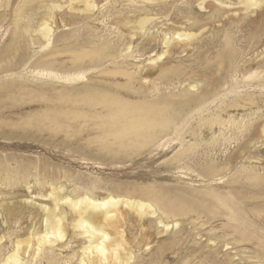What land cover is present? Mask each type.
Wrapping results in <instances>:
<instances>
[{
    "label": "rangeland",
    "instance_id": "obj_1",
    "mask_svg": "<svg viewBox=\"0 0 264 264\" xmlns=\"http://www.w3.org/2000/svg\"><path fill=\"white\" fill-rule=\"evenodd\" d=\"M86 1L0 0V264L18 242L24 264H81L89 240L73 228L78 215L64 202L65 227L44 243L41 206H55L53 190L150 202L155 211L144 217L120 205L110 228L123 231L129 264H264V4ZM147 14L158 18L141 33L136 26ZM163 31L180 35L154 63L166 49ZM130 40L134 56L125 58ZM229 69H236L233 97L251 96L252 107L220 112L229 101L218 99L198 111L194 102ZM78 72L86 75L63 77ZM88 91L133 106L162 98L179 113L184 107L185 117L146 144L144 124L138 134L104 105H87ZM217 113L222 123L213 127L202 119ZM218 199L235 204V219Z\"/></svg>",
    "mask_w": 264,
    "mask_h": 264
},
{
    "label": "bare ground",
    "instance_id": "obj_2",
    "mask_svg": "<svg viewBox=\"0 0 264 264\" xmlns=\"http://www.w3.org/2000/svg\"><path fill=\"white\" fill-rule=\"evenodd\" d=\"M126 1H128V0H126ZM129 1L131 4L137 5L140 3H146V2H150V1L155 2L156 0H129ZM204 1L205 0H202V2L199 4L202 6V3ZM218 1L220 3L222 2L221 0H218ZM86 2L89 3V2H92V0H87ZM241 2H242V4H244L246 10H250V9L254 10V9L260 8L264 4V0H242ZM87 5L89 6V4H87ZM87 5H85V6H87ZM91 5H92V3L90 4V6ZM92 6L95 7L94 5H92ZM144 7H146V6H144ZM87 9H86V11H87ZM156 18H158V17H156ZM156 18H155V16L151 17L149 14L142 16L138 20L136 28L138 29L139 32L144 33V31H146V29H147V26ZM41 31H42L43 35L48 39V41H49L48 43H50L51 38H52L51 37L52 27L49 26L46 22V25L43 27V29ZM175 32L176 31H174V33L163 31L162 42L165 45L166 49L158 56V58H156V59L152 58V60H150V61L155 63L158 59H160L163 56L168 54L170 44L173 42L174 39H177L174 37L177 34ZM149 33H150V31H149ZM181 33H182V30H181ZM179 35H180V33L177 34L176 37L179 38ZM192 36H193V34L188 35L187 37H190V39H191ZM183 40L184 39L182 38V41ZM119 42L120 41L118 40V43ZM132 42L133 41L130 40V44H124V49L122 50V53H123L122 56H124L125 58L134 56V48H133ZM180 42H181V40H180ZM114 52H115V48H108V50H107V53L109 55H111V57H113ZM98 55H100V54H96L95 52L92 51L91 54L89 55V57L91 60H94L97 62L98 61L97 58L99 57ZM85 56H87V55L85 54ZM85 56L82 55L78 58L82 59V57H85ZM118 57H119V55H118ZM126 61H127V59H126ZM227 72H228V74H227ZM227 72H226L227 75L225 74V77L218 78L219 75L221 76L222 74H219L218 77H216V79L214 77L213 81L214 80L216 81L218 79L219 80L216 82V84H214L212 82V86L209 87V89H208V87L205 89L206 90L205 92L207 93V95H205L206 93L204 92L205 94H204V96H201L202 98L200 97V99H198V100L196 98L195 100H197V101L196 102L193 101L194 105H195L194 107L196 109H198V111H200L199 109H202L203 107L205 108L207 104H209L211 102L213 103L214 101H216L218 99H220V100L222 99L221 101L223 103H225L227 100L229 101V103L226 102L227 104H225V105L222 104L220 106V108H219L220 112L223 110L229 111V108H234V107H239V106L242 107V106H247V105L251 106L254 104V101L256 99L253 100V98L251 96L243 97L242 95L239 94L238 96L233 97V96L237 95L236 93L233 95L234 91H236V89H237V86L235 85V83L233 81V78L235 77L236 69H231V70L229 69V71L227 70ZM252 73H253V71H252ZM84 74H85L84 72H78L76 74H69L68 73V75L63 76V77L67 80H74L75 81V79L83 78ZM127 75H131V78L133 76L132 74H128V73H127ZM230 77H232L231 78V84L228 85V83L230 81ZM143 78L145 80H147V78H145V77H143ZM259 79H261V78H259ZM209 83H211V82H209ZM261 85H263V84L261 83ZM88 90H89V88H88ZM187 100H189V99H187ZM192 100H194V99H191L190 101H192ZM190 101H187V103H189ZM83 102L86 103L87 105L91 106V107H95L97 105H104L106 107V111L108 114H110L114 118H116V117L117 118H119V117L125 118L124 121H126L128 123L126 126L131 127V130H136V132L138 134L140 133V130H141L138 127H140L144 124L146 127L145 129H147V134L144 135L143 143H146V144H151V143L156 142L157 140L161 139V137L168 134L171 130H175V129L177 130V126L179 125V122L181 120H183L185 117V115H184V117L181 115V112L183 114L182 110L184 107H182V110L179 113L180 109L174 110L172 108L170 109V107L168 108V106H169L168 103L165 101L163 102L162 98H159L158 100H154L152 102L145 101L143 104H140V105L138 103H135L133 106V105H130L128 103L129 100H125L121 97L118 100L115 99V102H114L112 99L108 98L107 96L97 94L94 91H88L87 98L84 99ZM184 104H186V103H184ZM254 106L258 107V105H254ZM189 107H191V105ZM173 108H175V107H173ZM186 110H189V109H186ZM189 112L190 111H188L187 114L185 112L184 114H186V116H187ZM217 114L210 116V117H206V118L204 117L202 119H204V122L206 124L208 123L211 127H213L215 124L222 123V121H221L222 113H220L218 115ZM252 114L253 113L251 112L250 115L252 116ZM254 114L256 115L257 113H254ZM250 115H249V117H250ZM257 116H258V114H257ZM261 117H263V115ZM242 120H244V118H242ZM121 125H123V124H121ZM263 132H264V128H263ZM131 134L133 135V133H131ZM128 137H130V136L128 135ZM209 169L212 171L213 167H211ZM155 191H156V189H155ZM49 195H51V199L53 200L52 202L55 204V206H53V207L41 206V207H43V210H45V212H46L45 226H44L45 227V234L43 235L44 243H45V241L48 242L49 241L48 238L52 235H55V237L58 239L60 236V231L65 227L64 221H65V219H67L66 213L64 212V210L63 211L61 210V209H63V207L61 206L62 207L61 208L59 206L61 204V202H64L65 204H67L71 207V209L74 213H76L78 215L77 219L75 220L74 224L72 225L73 228L75 227V228L79 229L81 234L84 235L85 237H87L88 238L87 240H89L88 245L85 244L86 246L83 249V257L81 259V264H94L95 262L99 263V264H101V263L107 264L109 261H113L114 264H129L130 261H132L133 254L127 253V249H126L127 243H125L126 241L124 242V240H123L124 235L120 233V232L123 233V231H120L118 229L120 231L119 232L120 234H118L117 233L118 230L117 231L115 230L116 232H113L110 230L111 227H115V224L117 223V222L115 223V221L120 215L117 213L118 212L117 210H118L120 205H124V206L131 208V209H135L139 213V215H141V216L143 215V217H144V214L146 215V213L151 212V211H152V213H154L153 211H155V210H153V205L149 204L150 202L147 203L146 201L144 202V201L139 200V199L138 200H132L129 198H124V197L122 198V196L121 197H115V196L110 195V196H106L105 198H102V199H95V198H92V197L87 195V196H84V197L79 198V199H72L70 197L63 198L59 194V192L55 191V190H53ZM219 201H220L221 207H223V209L225 211L224 213L229 215L230 218L235 219V217H234L235 214H233L234 209H235V206H234L235 204L232 205V204H229L228 202H224L222 200H219ZM162 206H163V204H162ZM210 211L211 210L209 208L208 212H210ZM226 211H228V212H226ZM162 223H164V222H162ZM175 227H176V225H175ZM113 235L115 236V238ZM52 237H54V236H52ZM51 239H53V238H51ZM60 239H61V237H60ZM117 239H120L119 243H117L115 241ZM26 243L30 246L32 242H28L26 240ZM19 245H20V242H18L17 249L6 258V261L4 262V264H24L22 257H21V249L19 248ZM37 250H39V249H37ZM79 263H80V261H79Z\"/></svg>",
    "mask_w": 264,
    "mask_h": 264
}]
</instances>
